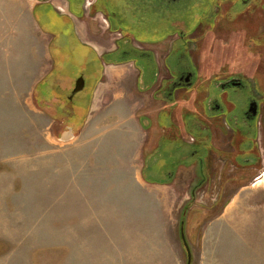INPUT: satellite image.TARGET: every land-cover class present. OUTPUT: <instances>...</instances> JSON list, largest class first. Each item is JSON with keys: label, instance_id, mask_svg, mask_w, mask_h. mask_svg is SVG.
Returning a JSON list of instances; mask_svg holds the SVG:
<instances>
[{"label": "rangeland", "instance_id": "1", "mask_svg": "<svg viewBox=\"0 0 264 264\" xmlns=\"http://www.w3.org/2000/svg\"><path fill=\"white\" fill-rule=\"evenodd\" d=\"M85 1L0 0V264H188L182 225L191 264H264V116L242 130L244 153L237 161L223 151L237 152L226 143L230 136L216 141L219 150L205 129L220 139L219 129L210 127L207 98L230 102L224 116L231 128L242 125L236 103L249 100L250 89L257 86L264 101V44H236L243 42L242 23L222 26L216 16L205 22L199 16L205 7L191 0L172 13V27L130 33L142 44L119 41L121 50L133 48L125 58L107 53L105 61L97 51L92 56L103 69L115 60L151 72L156 60L144 46L155 48L161 69L175 68L179 52L190 47L199 76L192 87L176 90L172 114L134 112L127 123L106 101L96 110L93 97L76 115L66 101L65 81L83 71L84 56L74 55L69 41L76 35L62 14L74 19L77 31L94 32L95 16L73 11L90 8ZM237 2L231 1L232 8L242 10L244 2ZM248 9L247 23L254 18ZM261 27L250 28L251 35L264 37ZM171 32L172 42L180 44H171L165 58L169 44L152 42ZM117 35L102 33L99 39L113 44ZM81 43L80 50L91 55ZM97 71L99 93L104 77ZM223 71L258 80L241 91H223L217 85ZM95 81L77 96L78 104L89 99ZM139 86L133 80L131 89ZM189 110L196 113L184 117ZM183 117L184 139H159L155 123L177 126ZM249 149L260 150L258 160ZM178 166L179 177L169 176Z\"/></svg>", "mask_w": 264, "mask_h": 264}, {"label": "flooded vegetation", "instance_id": "2", "mask_svg": "<svg viewBox=\"0 0 264 264\" xmlns=\"http://www.w3.org/2000/svg\"><path fill=\"white\" fill-rule=\"evenodd\" d=\"M71 3L73 0H69ZM79 1V0H75ZM82 2L85 0H81ZM191 0H89L90 3V8H82V9H76L73 7V11H82L85 13V17H94L93 22L96 24L94 25V32H91L92 35L88 34L89 38L92 40L96 37L99 39L100 35L102 33H118L119 35L114 37V42L113 44H119V41H123V44H142L139 41H137L135 38H133L130 33L134 32H141L143 33L144 31H158L162 27H172V13L177 12L178 10H183L188 7L190 4ZM205 1L207 0H194V2L197 5L204 6L202 8V11H204V14H201L199 16L205 18V22H208L211 16H216L218 18V21L224 26L225 24H229L231 22H234L236 24L242 23L243 26L241 29H239V33L243 34V42L241 43H236V44H252L253 48H256L257 44H264V37L258 38L256 35H251V29L257 30L255 28H261L262 29V24H264V21L262 18H264V0H242L244 3V8L242 10L238 9H233L232 8V3H238L237 1L240 0H208L205 4ZM215 2V6L213 3ZM227 2V8L223 5ZM86 4V1L84 2ZM73 5V4H72ZM74 6V5H73ZM212 6V7H211ZM258 6V8H257ZM212 8V9H211ZM221 8V9H220ZM246 8H249L247 11L253 15V20L249 23L246 21L247 14H244ZM215 9V10H214ZM217 9V10H216ZM220 9V10H219ZM220 12V13H219ZM224 12H227V16L230 15V17L233 19H229ZM219 13V14H218ZM206 15V17L204 16ZM222 15L224 17L222 18ZM240 15H243V19H240ZM63 18L66 19V21H69L71 24L72 30L75 32V38L71 39L69 41V44L73 47V53L76 55L78 52L80 54V51L78 50L79 45L81 44H100V42H91L92 43H87L83 40L79 31H77V24H74V19L69 18L68 14L63 13L62 14ZM239 17V18H238ZM239 19V20H238ZM233 20V21H232ZM203 20L198 23L196 26L201 25L203 26ZM212 26V25H211ZM248 26V27H247ZM195 30L193 28L189 29V33H193ZM261 31V30H259ZM78 34V35H77ZM172 34L174 33H169L168 38L164 39L161 42H152V44H169L168 46V51L166 57L167 58L171 52H172V46L171 44H180L177 43V40L172 42ZM79 36V37H78ZM81 38V40L79 39ZM169 39V40H168ZM81 42H80V41ZM191 41H186L185 44H190ZM231 43V42H230ZM144 44V43H143ZM255 44V47H254ZM144 49L147 50L148 55L152 53L153 59L156 60V66H153L151 72H146L142 68L138 69V86L141 81L142 85L140 88V91H148V90H153L154 92L158 93L160 90L163 93V95L167 98L169 106H170V112L172 114V99L173 95L175 94L177 89L180 88H189L193 86V80L196 79L199 76V71L196 70V67L194 66V62L192 60L193 56L191 57V50L190 47H188L186 50H181L179 52L180 56L176 59V67L173 68L171 65H168L167 68L161 69V67L158 64V59H157V53L155 48L150 47V46H144ZM177 49V48H176ZM175 49V50H176ZM133 48L128 49V47H123L121 50L120 46L118 45V48L113 51H108L104 53L101 57L103 60L106 61L105 55L107 53H117L118 55H122V57H126L124 55L129 53H132ZM95 51V50H94ZM144 52V53H145ZM123 53V54H122ZM150 53V54H149ZM91 55L94 56L93 51L91 52ZM156 55V56H155ZM90 57L91 59V65L89 64L88 69L85 68L83 69L82 72H80L76 77L72 79V82L68 81V91L66 94V101L70 103L72 107L77 106L76 108L84 111V108L87 104L88 101L92 100L93 98V89H92V96L86 101L84 105H80L76 102L77 96H81L83 91L86 90V87L83 90H80L77 93H74V89L76 88L77 80L81 76L84 78L87 77L89 78V83H92L91 81L96 80L98 75L100 74L97 70V68L102 69L101 61H97L93 57ZM257 59V58H256ZM259 59V58H258ZM257 59V62L260 61ZM104 61V62H105ZM115 62V60L113 61ZM256 62V63H257ZM107 63H112V61H108ZM138 68V67H137ZM164 71V72H163ZM220 74V81L217 82V85H219V88L221 90L226 91L227 88L229 87H234V91H241L244 87H249L250 84L248 81L250 80H258L255 78L251 73H245L242 71L240 72H233V73H225L219 72ZM211 77H213L211 75ZM208 79V78H207ZM215 80V79H214ZM96 81L94 82L93 85H95ZM66 82V81H65ZM149 82V83H147ZM70 88V89H69ZM192 91V90H190ZM253 94L249 97V100L245 102H237L236 107H239L240 114H241V121L240 124L241 126H237L234 128H231L227 124V116H224L227 112L231 111V106L230 102L225 99V102L227 104H223L221 102L220 97H215V98H207L208 103L206 110L208 113L207 117L211 120L210 127L215 126L217 129H219L218 134L220 135V139L215 137L212 134V128L210 129L209 127H206V130H208L211 134V138L213 141V144L215 147L219 150H223L221 148V145H218V141L220 144H222L225 141V138L227 139V136L229 135L230 138H228L227 145H232L237 149V152H227V150H223L228 154L229 156H232V160L235 159L236 161L240 158V156L244 153V151L241 150L242 148V142L241 140V133L242 130L246 127H253L254 121H257L260 116L263 118L262 114V108L264 101L260 99V92L257 89H250ZM65 95H61L63 98ZM263 101V102H262ZM175 102V101H173ZM75 108V107H74ZM188 110V109H187ZM191 111V110H189ZM187 111V112H189ZM192 113H196V111H191ZM230 113V112H229ZM232 113V112H231ZM140 114L143 115H155L156 112L153 114H148L146 113L145 110L141 111ZM139 114V115H140ZM188 114H185L187 116ZM206 121V120H205ZM225 121V122H223ZM156 125L159 124V121L155 123ZM259 125L263 126L262 121H259ZM229 127V128H226ZM172 128V127H171ZM264 128V126H263ZM228 129V130H227ZM155 130V128H154ZM250 130V129H249ZM151 134H154V131H150ZM233 134V137L230 135ZM169 136H172V133L169 134ZM217 141V142H216ZM222 141V142H221ZM260 150L254 151V150H248V154L250 156H256ZM217 158H220L219 156H215ZM256 160H258V157ZM230 159V158H229ZM177 168L175 169V171ZM172 170L170 173L175 172Z\"/></svg>", "mask_w": 264, "mask_h": 264}, {"label": "crops", "instance_id": "3", "mask_svg": "<svg viewBox=\"0 0 264 264\" xmlns=\"http://www.w3.org/2000/svg\"><path fill=\"white\" fill-rule=\"evenodd\" d=\"M79 33L83 39L82 41H85L87 43L88 42L89 43L100 42V44H83V45H87L90 47L88 48L89 51L91 49L90 52L95 50L100 54V56H102L104 53L108 51H113L118 48V44H107L103 42L102 39L100 40V39H97L96 37L92 40L91 38H89L88 34H86V32L82 29H80ZM93 47L95 49H93ZM78 48H79L78 50L80 51L82 47L79 45ZM70 50H71V47H70ZM77 54H79V52ZM80 55L84 56V64H83L84 69L85 68L88 69L89 64L91 65L90 57L92 55H87L82 51H80ZM124 63H114V62L104 63V69L100 68V72L103 73V77H104L100 82L102 84L101 90L99 93L95 91V86L97 84V81H96L95 85H93V89H94L93 92L95 91L94 94L92 92L94 99L96 97V100H97V105L95 104L96 110H99L101 106H104L105 105L104 101H106L108 102L106 103V105L109 109H112V110L114 109L113 110L114 112L115 110L116 111L119 110V112H117L116 114L121 113L125 115L124 119L125 121H127V123L130 122V120L135 119L136 115L132 114L134 112L136 114L138 112L145 110L146 113L153 114L154 112L162 113L163 111L170 110L168 100L161 92L162 90H160L158 93L154 92L153 90H148V91L137 90L138 89V75H137L138 68L134 63H131V62L129 63L124 62ZM158 64L160 65L159 61H158ZM134 73L136 76H135V79H132V77L130 76L131 74H134ZM133 80L135 81V86L137 87L136 92L133 89H131L132 88L131 86L133 85ZM68 81L66 80V84ZM89 81L90 80L87 77L86 85H85L86 89L89 84ZM64 87L65 86H63L62 91H64ZM58 91L62 92L59 88H58ZM88 96H89V93H88ZM174 96L175 94L173 95V99H175ZM74 107H73V111L77 115V113L80 112L81 110L77 109L76 108L77 106H74ZM188 113H192V112H185L183 113V116ZM187 122L188 120H186V118L184 119L183 117L182 121L180 120L178 121V123L176 122L177 126H174V122H173L172 128L161 126L160 124H158L156 126V129L158 130V133H159V139L161 140L160 137L162 136V134L169 136L170 133H172V136H169L168 138L172 139V142H175L180 137L184 139V135L187 134L185 132V129L188 125ZM180 123H182V126L179 125ZM197 123H199V121ZM120 126L122 127V125ZM124 127H128V125H124ZM197 127L200 128L199 126ZM176 129L178 130V134L176 131H174ZM182 167L183 166H178L175 172L169 173V176H171L172 178L179 177L180 168Z\"/></svg>", "mask_w": 264, "mask_h": 264}, {"label": "water", "instance_id": "4", "mask_svg": "<svg viewBox=\"0 0 264 264\" xmlns=\"http://www.w3.org/2000/svg\"><path fill=\"white\" fill-rule=\"evenodd\" d=\"M85 85H86V79L83 76H81L77 80V84H76V88L74 89L75 90L74 93H77L80 90H83L85 88ZM182 239L184 241V244H185L187 252H188V264H191V262H192V253H191L190 247H189V245L187 243V240H186V237H185V234H184L183 225H182Z\"/></svg>", "mask_w": 264, "mask_h": 264}, {"label": "trees", "instance_id": "5", "mask_svg": "<svg viewBox=\"0 0 264 264\" xmlns=\"http://www.w3.org/2000/svg\"><path fill=\"white\" fill-rule=\"evenodd\" d=\"M177 49H178V48H177ZM177 49H176V50H177ZM85 66H87V65H85ZM79 113H80V112H78L77 115H78Z\"/></svg>", "mask_w": 264, "mask_h": 264}]
</instances>
